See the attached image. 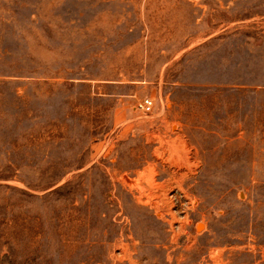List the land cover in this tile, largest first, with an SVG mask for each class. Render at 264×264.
<instances>
[{
    "label": "rangeland",
    "instance_id": "374dc122",
    "mask_svg": "<svg viewBox=\"0 0 264 264\" xmlns=\"http://www.w3.org/2000/svg\"><path fill=\"white\" fill-rule=\"evenodd\" d=\"M0 264H264V0H0Z\"/></svg>",
    "mask_w": 264,
    "mask_h": 264
},
{
    "label": "built area",
    "instance_id": "2783aa9c",
    "mask_svg": "<svg viewBox=\"0 0 264 264\" xmlns=\"http://www.w3.org/2000/svg\"><path fill=\"white\" fill-rule=\"evenodd\" d=\"M155 106V99L152 97L145 98L139 103V108L147 114L153 113Z\"/></svg>",
    "mask_w": 264,
    "mask_h": 264
},
{
    "label": "trees",
    "instance_id": "16d2710c",
    "mask_svg": "<svg viewBox=\"0 0 264 264\" xmlns=\"http://www.w3.org/2000/svg\"><path fill=\"white\" fill-rule=\"evenodd\" d=\"M62 188H63V187H59L58 189L52 191V193H58L59 191L63 190Z\"/></svg>",
    "mask_w": 264,
    "mask_h": 264
},
{
    "label": "bare ground",
    "instance_id": "6f19581e",
    "mask_svg": "<svg viewBox=\"0 0 264 264\" xmlns=\"http://www.w3.org/2000/svg\"><path fill=\"white\" fill-rule=\"evenodd\" d=\"M202 227H203V225H202V224H200V225H199V228H202Z\"/></svg>",
    "mask_w": 264,
    "mask_h": 264
}]
</instances>
